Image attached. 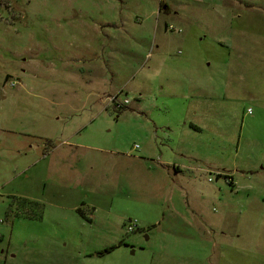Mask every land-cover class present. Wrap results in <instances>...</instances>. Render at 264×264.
Returning <instances> with one entry per match:
<instances>
[{"label": "rangeland", "instance_id": "rangeland-1", "mask_svg": "<svg viewBox=\"0 0 264 264\" xmlns=\"http://www.w3.org/2000/svg\"><path fill=\"white\" fill-rule=\"evenodd\" d=\"M220 1L0 0V264H264V0ZM104 20L150 37L119 33L108 54L91 28ZM103 62L123 108L97 93L100 74L74 71ZM46 137L84 148L62 159ZM164 144L200 160L179 177L187 198L175 190L167 206L166 183L144 211V192L113 190L124 171L105 152ZM91 202L124 214L113 235Z\"/></svg>", "mask_w": 264, "mask_h": 264}, {"label": "crops", "instance_id": "crops-1", "mask_svg": "<svg viewBox=\"0 0 264 264\" xmlns=\"http://www.w3.org/2000/svg\"><path fill=\"white\" fill-rule=\"evenodd\" d=\"M188 3H196L198 4L199 0H187ZM227 1V2H226ZM243 0H221L217 4L214 5H229V6H242ZM198 2V3H197ZM245 3V2H244ZM243 3V4H244ZM243 6L251 7L250 5L244 4ZM77 26L83 27L87 26L85 23H79ZM123 24H117L110 20H104L101 22H95L94 25H92V31L97 32V37L99 39H102L103 42H101L98 45V49L106 52L109 54V51H115L118 52L121 47L117 44L118 37L116 35L121 36L119 33L122 34H128L129 37L137 41L138 43L143 38L150 37L149 34L140 35L139 33L136 34H130L128 30H126ZM158 26L154 25V27L151 30V34L153 36L152 42H151V48L153 49V46L157 48V44L154 39V31L156 34V28ZM123 37V36H122ZM95 41L93 36H90V40L86 42L87 49H90L88 51V54L91 56H99L97 52V48L92 46V43ZM154 44V45H153ZM103 56V54H102ZM104 71H95L94 68H92V65L88 66L87 70H77V68L74 69L75 73L79 72L80 80H83L85 82H90L92 75L95 73L100 74V81H103L102 85L98 89V94H103L105 98H110L113 96H116L117 87L113 86L110 82L107 83L106 77H102V75H110L109 77L112 79L115 75H118L119 70L116 69L115 66L111 63L103 62ZM148 68H152L148 67ZM123 89H120V91ZM43 148L46 149V152L52 154L54 149H59L62 151V159H67L71 155L73 156V153H76L75 151L79 152L80 149H83L84 147L78 145L77 143H69L63 141L62 143H53L52 138L46 137L44 138ZM45 144V145H44ZM61 146L64 148L61 149ZM138 148V147H137ZM44 150V149H43ZM108 156L105 158L109 163L112 165V167L119 170H123L124 173H118L124 177L123 180L119 181L117 178L114 181L115 188L113 190H118L119 187L121 188L120 191H123L125 194H128V191H130L133 187H136V189L140 190V193L144 192V202L140 199L141 204H144L143 210L145 211V207L152 206L150 210L151 212H156V208L162 207L163 203L158 204L157 201L150 200L149 192L153 191L156 187L165 186L166 183L169 184V187L167 190V194L165 197H163V200L167 202V206L172 204L173 202V193L175 190H182L183 195L185 198H187V188L185 189L184 186L179 184V177H181L185 172L190 171V173H193V171L196 169L195 166H192L195 161H199L198 155L192 150V149H186L181 146L176 145H169L164 144L161 148L160 154H153V153H139V154H129L126 152H111L106 151ZM179 158H184L185 162H180ZM61 159V160H62ZM124 165V166H120ZM78 172L77 174L81 173L80 171L76 169H71V167L68 168V170H64V172ZM228 175V174H227ZM191 175H189L190 177ZM135 181V182H134ZM128 188H131L128 190ZM187 196V197H186ZM79 204H73L71 206V209L75 210L76 212L79 210L78 207ZM86 210H87V217L91 219L94 222H98L101 224V226L106 227L107 236L113 235L115 227V223L117 221H123L124 220V214L120 213L117 210H114L113 206L108 205H102L99 203L91 202L86 204ZM79 215L85 217L84 214L79 213ZM110 230V231H109Z\"/></svg>", "mask_w": 264, "mask_h": 264}, {"label": "built area", "instance_id": "built-area-1", "mask_svg": "<svg viewBox=\"0 0 264 264\" xmlns=\"http://www.w3.org/2000/svg\"><path fill=\"white\" fill-rule=\"evenodd\" d=\"M166 28L169 29V30H172V29H174V26L173 25H169ZM112 101L115 102L116 106H118V107L123 105L121 102L117 101V97L116 96H114L112 98ZM125 102H127V99H125ZM124 227H125L127 233L133 232L135 229L138 228V220H136V219L135 220H129L126 224H124Z\"/></svg>", "mask_w": 264, "mask_h": 264}, {"label": "trees", "instance_id": "trees-1", "mask_svg": "<svg viewBox=\"0 0 264 264\" xmlns=\"http://www.w3.org/2000/svg\"><path fill=\"white\" fill-rule=\"evenodd\" d=\"M123 107H124V105H121L119 108H123ZM227 178H229V176H227ZM25 203H27V204H31L32 202H25ZM114 247H115V246H112L111 248H108V249H112V248H114ZM108 249H107V250H108ZM107 250H106V251H107Z\"/></svg>", "mask_w": 264, "mask_h": 264}]
</instances>
